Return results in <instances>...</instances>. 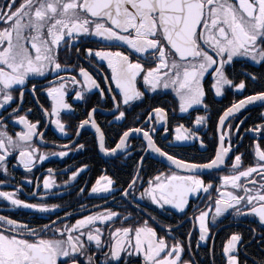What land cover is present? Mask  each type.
Here are the masks:
<instances>
[{
  "label": "snow or ice",
  "instance_id": "obj_1",
  "mask_svg": "<svg viewBox=\"0 0 264 264\" xmlns=\"http://www.w3.org/2000/svg\"><path fill=\"white\" fill-rule=\"evenodd\" d=\"M7 188L0 264H264V0H0Z\"/></svg>",
  "mask_w": 264,
  "mask_h": 264
},
{
  "label": "flooded vegetation",
  "instance_id": "obj_2",
  "mask_svg": "<svg viewBox=\"0 0 264 264\" xmlns=\"http://www.w3.org/2000/svg\"><path fill=\"white\" fill-rule=\"evenodd\" d=\"M225 103H227V101H225ZM253 117H255L256 113L253 112L252 113ZM101 119H103V117H101ZM213 120H215V117H213ZM205 132L208 133V135H211V132L207 129L204 130ZM48 138L50 140L52 139H55L54 136H53V133L52 132H49L48 133ZM57 143H66L67 141H64V140H57L56 141ZM134 143L138 144L139 141H135ZM245 145L248 143L247 140L244 141ZM166 144L165 141H160V145L163 147L164 145ZM199 145L197 144L196 145V148H198ZM196 148H191V147H186V148H174V149H167L168 151L170 152H175L178 156L180 157H183L185 159H192L193 157H195L197 160L201 159V155L203 156H207L208 153L205 152L203 154L199 153L196 151ZM243 150V149H242ZM138 158V157H137ZM67 159V158H66ZM75 161H79V160H84V159H87L86 156H75ZM74 162L73 159H67V164H72ZM119 163V162H118ZM67 164L63 163V162H58L56 160V158H52V161L51 162H45L44 163V166L43 168H41L39 171L36 172V175L39 176L40 173L42 171H44L46 168L48 167H53L54 169L55 168H64L67 166ZM128 164L131 165L132 164V161H128ZM100 167H103V165H100ZM145 167H146V170L148 172H153L154 169L156 168H159L161 167V165L159 163L156 162L155 159H148L146 161V164H145ZM125 171H127V169H125ZM22 172V170H16V174H17V178L19 179L20 177V173ZM94 175V173H91V174H87L85 176V179H88L90 176ZM66 178V177H65ZM145 179H147V176H145ZM80 186H83V181H81V185ZM90 187V185H89ZM0 190H11V188H7V189H0ZM23 198V197H22ZM69 199H72V197H68L66 196L65 197V200H69ZM54 202H61V201H54ZM85 203H87L89 205V207H91V204L92 203H100L102 204L103 201L102 200H94V201H84ZM158 211V210H157ZM189 214H191V208H189ZM5 214H9L8 212V209H7V205L6 203H0V215H5ZM61 215H63V213H61ZM12 218H16V219H20V220H26V219H32V217H26L22 214H15L12 216ZM55 217H53L54 219ZM42 222H47L46 220H43ZM225 223H227V221H225ZM221 236H223V233H221ZM217 243H219V239L217 240ZM250 251H255V249H250ZM199 255H202V253H200Z\"/></svg>",
  "mask_w": 264,
  "mask_h": 264
}]
</instances>
